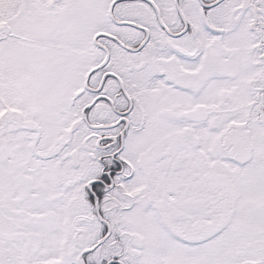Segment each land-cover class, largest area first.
Segmentation results:
<instances>
[{
	"label": "snow or ice",
	"instance_id": "obj_1",
	"mask_svg": "<svg viewBox=\"0 0 264 264\" xmlns=\"http://www.w3.org/2000/svg\"><path fill=\"white\" fill-rule=\"evenodd\" d=\"M0 264H264V0H0Z\"/></svg>",
	"mask_w": 264,
	"mask_h": 264
}]
</instances>
